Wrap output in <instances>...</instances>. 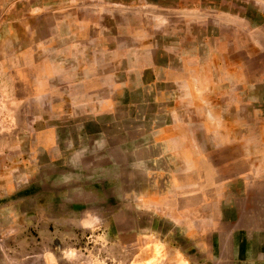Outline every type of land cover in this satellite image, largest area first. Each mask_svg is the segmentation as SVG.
I'll return each mask as SVG.
<instances>
[{
    "label": "rangeland",
    "instance_id": "1",
    "mask_svg": "<svg viewBox=\"0 0 264 264\" xmlns=\"http://www.w3.org/2000/svg\"><path fill=\"white\" fill-rule=\"evenodd\" d=\"M256 130L264 0H0V264H229Z\"/></svg>",
    "mask_w": 264,
    "mask_h": 264
},
{
    "label": "crops",
    "instance_id": "2",
    "mask_svg": "<svg viewBox=\"0 0 264 264\" xmlns=\"http://www.w3.org/2000/svg\"><path fill=\"white\" fill-rule=\"evenodd\" d=\"M253 132V131H252ZM264 131L250 136L254 150L251 158L245 156L243 170L235 177V191L221 195L235 214V228L225 236L234 259L229 264H264ZM246 142H250L247 140ZM252 147V146H251ZM256 152V153H255ZM230 201V202H229ZM225 206L224 202L220 203Z\"/></svg>",
    "mask_w": 264,
    "mask_h": 264
}]
</instances>
